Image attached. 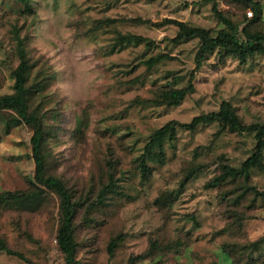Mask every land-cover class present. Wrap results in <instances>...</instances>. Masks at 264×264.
<instances>
[{"label":"rangeland","instance_id":"rangeland-1","mask_svg":"<svg viewBox=\"0 0 264 264\" xmlns=\"http://www.w3.org/2000/svg\"><path fill=\"white\" fill-rule=\"evenodd\" d=\"M234 23L245 7L213 0ZM262 17L248 31L264 33ZM0 0V96L13 93L17 37L27 57L28 110L51 134L47 175L59 178L78 202L73 219L76 264H264V154L248 174L253 134L179 127L227 103L244 125L264 123V51L244 63L223 49L197 67L198 39L175 42L173 21L224 29L212 0ZM242 25L240 26V29ZM134 36L143 42L122 43ZM168 54L152 68L145 62ZM194 91L179 106L158 102L162 90ZM176 123L174 131L156 132ZM33 128L0 111V194L33 190ZM145 158L148 171L139 170ZM223 166L238 171L208 186ZM191 176L184 187L181 181ZM105 191L103 199L98 196ZM59 199L0 203V241L24 260L0 252V264H64L55 236ZM123 241L108 254L109 242ZM142 257L138 261V257Z\"/></svg>","mask_w":264,"mask_h":264},{"label":"trees","instance_id":"trees-1","mask_svg":"<svg viewBox=\"0 0 264 264\" xmlns=\"http://www.w3.org/2000/svg\"><path fill=\"white\" fill-rule=\"evenodd\" d=\"M22 5L26 13L32 11L29 0H15ZM156 1V0H149ZM232 3L245 7L251 12L252 18H247L243 15L242 21L237 24L228 18L223 12L217 9V4L212 0V12L215 18L224 25V29L219 31L215 36H212L207 30L189 27L182 22H170L176 25L178 32L174 39L175 42L183 39H198L199 47L195 54L194 60L199 67L201 61L208 52L216 48L223 49L226 55L237 59L240 63H244L246 57L255 53H262L264 51V33L248 31V27L256 24L262 17L263 8L261 4L254 0H228ZM242 28L240 29V26ZM122 43L143 42L145 39L134 36L121 37ZM16 55L18 58V66L14 71V85L13 93L0 96V111L11 110L19 118L20 122L30 125L33 128V135L31 137L32 157L35 164L34 183H32L33 190L26 192L2 193L0 194V203L12 205L34 204L41 199L46 191L52 192L59 199V225L56 231L55 241L62 255L64 264H76V243L74 241L73 233V219L76 212L78 202L73 198V194L68 190L64 183L57 177L47 175V153L44 149L45 141L50 136V128L43 126L40 117L36 113H31L28 110L27 94L25 89V73L27 71V57L24 49L22 39L17 37L16 40ZM174 57L168 54H159L148 59L145 64L148 68H152L162 61H171ZM194 91V85L189 80L187 86L183 88H170L168 90L160 91L158 95L159 104L176 107ZM217 123L220 129H228L231 132H244L253 134L255 140V147L253 154L247 158L241 165L240 171L248 172L263 162L264 154V123L263 124H249L244 125L236 113L230 108L227 103H222L218 111L206 114H200L191 119L189 123L179 125V127L194 131L196 128L205 125ZM174 122L166 124L163 128L156 132V135L165 134L167 130L175 129ZM139 170L143 175L148 171L145 163V158L142 157L139 162ZM238 171L228 166H223L221 172L214 176L209 182L210 188H215L227 179L236 177ZM191 176L184 178L180 187H184ZM105 191L99 192V200L104 197ZM123 241V236H117L108 244V254L112 257L114 250L119 243ZM264 241V235L251 244L256 248ZM0 252L9 256H16L22 260L24 258L19 256L16 252L10 250L0 241ZM142 257H138V261ZM137 258H130L129 264H135Z\"/></svg>","mask_w":264,"mask_h":264},{"label":"built area","instance_id":"built-area-1","mask_svg":"<svg viewBox=\"0 0 264 264\" xmlns=\"http://www.w3.org/2000/svg\"><path fill=\"white\" fill-rule=\"evenodd\" d=\"M248 15H249V17H252V14H251V12H248Z\"/></svg>","mask_w":264,"mask_h":264}]
</instances>
